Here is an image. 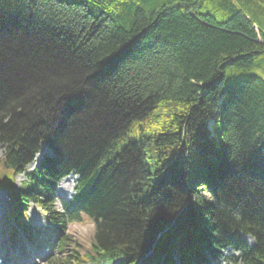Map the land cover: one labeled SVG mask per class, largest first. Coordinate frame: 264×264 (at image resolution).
<instances>
[{
	"label": "trees",
	"instance_id": "trees-1",
	"mask_svg": "<svg viewBox=\"0 0 264 264\" xmlns=\"http://www.w3.org/2000/svg\"><path fill=\"white\" fill-rule=\"evenodd\" d=\"M0 144L13 220L35 201L56 232L46 264H264V0H0Z\"/></svg>",
	"mask_w": 264,
	"mask_h": 264
},
{
	"label": "rangeland",
	"instance_id": "rangeland-1",
	"mask_svg": "<svg viewBox=\"0 0 264 264\" xmlns=\"http://www.w3.org/2000/svg\"><path fill=\"white\" fill-rule=\"evenodd\" d=\"M3 146L0 144V156L3 152ZM45 152V146L41 145L39 152L37 156L41 153L43 154ZM36 161V159H35ZM35 161L30 163L27 167L28 170H31L33 167H35ZM7 171L3 170L0 172V186L3 185L8 189H12L13 183L16 189L19 188V184L22 180H24V174H18L13 178L11 177V173H6ZM74 180L75 176L70 175L69 179H66L62 182H60L56 189V197L59 201H56L55 207L59 209L60 207V200L63 201H69L72 198L73 195V187H74ZM15 200L17 195H14ZM11 203L7 202L5 204V207L2 209V212H0V218L4 219V213H7L11 208ZM15 210V209H14ZM14 213V212H13ZM27 221L29 223L30 229H32V232H19V238H16L18 240V243H14L15 247H17L16 251L18 257L17 259L21 262L20 264H45L46 259L49 258L51 253L53 252L52 248L49 246V239L51 238V224L48 223L45 219V213L44 211L38 209L33 203H30L27 210ZM11 219L13 220V215L11 216ZM94 225L91 224L89 221L84 220L81 223H68L66 225V230L68 234H70L74 239H77V242L80 241V243H86L87 238L91 236L93 231ZM1 237V232H0ZM81 239V240H79ZM248 241H251L250 239L246 238ZM245 242L249 244V242L246 240ZM252 243V242H251ZM3 244V242H1ZM31 248V253L34 252V258L32 257L33 254H31L29 257L27 253L23 254V252L26 251V249ZM80 249V248H79ZM220 259L225 262V264H228L230 262L231 257H236L238 255V252L233 248H228L221 252ZM24 255V256H23ZM173 258L178 259L179 256L178 250H173ZM29 258H33L32 261ZM222 261H220L219 264H223ZM119 262V261H118ZM117 261L114 263H106V264H117Z\"/></svg>",
	"mask_w": 264,
	"mask_h": 264
},
{
	"label": "bare ground",
	"instance_id": "bare-ground-1",
	"mask_svg": "<svg viewBox=\"0 0 264 264\" xmlns=\"http://www.w3.org/2000/svg\"><path fill=\"white\" fill-rule=\"evenodd\" d=\"M66 179H69V176L66 177L65 180H66ZM32 201H33V200H32ZM33 202H35V201H33ZM36 203H37V202H36ZM3 205H4V201L1 200V198H0V210L2 209ZM245 238H248V237H245Z\"/></svg>",
	"mask_w": 264,
	"mask_h": 264
}]
</instances>
